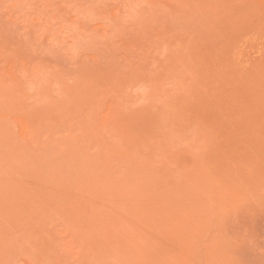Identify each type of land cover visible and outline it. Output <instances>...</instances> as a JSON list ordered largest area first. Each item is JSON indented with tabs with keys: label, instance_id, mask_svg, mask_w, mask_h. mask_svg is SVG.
Listing matches in <instances>:
<instances>
[{
	"label": "rangeland",
	"instance_id": "rangeland-1",
	"mask_svg": "<svg viewBox=\"0 0 264 264\" xmlns=\"http://www.w3.org/2000/svg\"><path fill=\"white\" fill-rule=\"evenodd\" d=\"M0 264H264V0H0Z\"/></svg>",
	"mask_w": 264,
	"mask_h": 264
}]
</instances>
